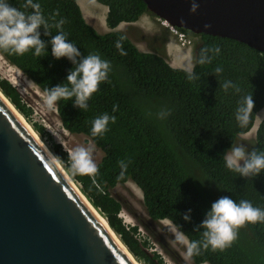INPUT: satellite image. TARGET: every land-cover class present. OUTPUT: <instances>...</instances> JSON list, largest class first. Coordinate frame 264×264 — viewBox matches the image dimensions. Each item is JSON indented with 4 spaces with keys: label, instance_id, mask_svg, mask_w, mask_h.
Listing matches in <instances>:
<instances>
[{
    "label": "trees",
    "instance_id": "obj_1",
    "mask_svg": "<svg viewBox=\"0 0 264 264\" xmlns=\"http://www.w3.org/2000/svg\"><path fill=\"white\" fill-rule=\"evenodd\" d=\"M77 1L33 0L40 5L48 24L47 29H39L46 45L45 55L35 56L34 49L23 55L0 49V54L44 93L67 84V75L74 67L66 57L56 59L51 54V38L60 31L82 57L97 54L110 62L107 80L92 94L86 109L74 107V98L57 101L56 108L66 130L85 135L101 150L94 179L72 173L71 178L80 183L81 192L103 213L131 254L142 264H164L160 254L143 249L147 241L140 244L135 238L137 228L128 227L118 217L121 203L112 196L111 189L128 180L141 190L150 218L169 220L189 243L203 239V229H196L212 203L222 197L237 203L247 200L264 210V171L253 178L241 177L227 169L223 160L224 153L239 135L251 129L256 113L264 107V52L231 38L184 30L194 38L193 71L199 77L190 81L187 70L171 66L158 53L139 50L124 32L115 30L120 23L135 22L148 12L142 0H95L107 7L105 22L111 30L106 33L98 32L85 20ZM25 2L9 0L12 6L31 13V8L23 7ZM61 20L64 23L57 28ZM117 41L125 55L116 47ZM206 48L211 62L197 63ZM215 48L220 49L219 53L211 51ZM217 67L222 68L219 74L215 72ZM225 81H231L239 92L234 88L225 91ZM0 90L29 120L28 109L16 88L0 78ZM249 94L253 95V112L248 124L240 127L236 110ZM143 96L166 108L168 114L160 118L161 124L155 122L157 115L140 104ZM104 113L115 116V123L109 121L108 131L93 136L92 123ZM33 128L41 133L37 125L33 124ZM253 140L252 150L264 151V119ZM251 146L252 141L248 151ZM48 148L61 163L71 164L58 144ZM121 161L126 168H121ZM189 209L190 220L185 221L182 216ZM191 263L264 264V223L240 227L237 239L223 251L201 246Z\"/></svg>",
    "mask_w": 264,
    "mask_h": 264
},
{
    "label": "water",
    "instance_id": "obj_2",
    "mask_svg": "<svg viewBox=\"0 0 264 264\" xmlns=\"http://www.w3.org/2000/svg\"><path fill=\"white\" fill-rule=\"evenodd\" d=\"M142 1L178 28L264 52V0ZM72 184L0 97V264H134Z\"/></svg>",
    "mask_w": 264,
    "mask_h": 264
},
{
    "label": "clouds",
    "instance_id": "obj_3",
    "mask_svg": "<svg viewBox=\"0 0 264 264\" xmlns=\"http://www.w3.org/2000/svg\"><path fill=\"white\" fill-rule=\"evenodd\" d=\"M84 4L87 5L88 3H83L82 5ZM23 7L25 9L31 8L33 11L31 13H26L25 11H21L17 7L12 6L9 3V0H0V49L8 51L10 54L17 55H23L30 49H34V55L41 57L45 55L46 45L40 38L41 34L39 29L42 26L47 29V21L44 19V16L40 11V5L38 3H34L33 0H26ZM195 7L196 5L193 6V10H195ZM149 15L153 16L155 21H153ZM144 17L147 18L146 21L144 20ZM97 21L99 22V20ZM151 21L159 24L163 28H166L168 32L173 34L176 38L175 43H177L179 47V49H177L179 51H183V53L185 52V54L191 58V51L195 47L194 38L187 34V32L184 31L185 29H181L170 24L164 18L158 17L149 10L148 12L142 14L137 21L132 23L122 22L120 25L135 24L139 25L141 28L151 30ZM63 23L64 21L61 20L56 27L60 28ZM208 27H210V25H205V28ZM172 28L175 31L172 30ZM179 33H183L185 35V42L179 38ZM45 35H49V33L45 31ZM120 39L123 40L124 37H121ZM50 44L51 54L54 58L60 59L62 57H66L72 62L74 67L67 75V84L64 83L62 85L52 87L51 89H47L45 100L47 107L53 108L57 101L61 99L70 100L74 98V107L86 109L88 107L87 102L92 94L98 90L101 82L107 80L108 73L111 71L110 62L102 60L97 54H89L82 57L80 50L73 43H70L67 40L66 34L63 31H60L57 35L52 36ZM190 45H192L191 49L189 48ZM116 47L121 50L122 55L126 54L123 52L122 45L119 41H117ZM137 48L139 49L138 46ZM180 48L182 50H180ZM208 51L209 49L207 48L201 51V55L197 63L204 64L211 62L210 57L207 55ZM211 51L219 53L220 49L215 48ZM158 54L162 55L164 58L166 57L165 60L168 64L175 67V65L172 64L174 62L173 52L168 50V46L166 48V52L164 50L161 51L159 48ZM215 72L217 74L221 73L222 68L217 67ZM187 78L190 81L199 79V77L195 75L193 67L191 66L187 69ZM222 87L225 91L229 88H234L237 92H239V88L231 81H225ZM253 108V95L249 94L243 98V103L236 110L235 118L240 127H245L248 124ZM113 111H116L115 106ZM167 114L168 113L166 112H161L159 116L160 118H163ZM115 119V116H109L107 113L97 117L92 123V135L98 136L108 131L107 126L109 121L115 123ZM257 128L258 124L251 127L247 133L253 130L254 138ZM247 133L241 135L244 136L245 139L252 141V137L245 136ZM69 159L71 161L70 170L73 176L87 175L93 177L94 179L99 171L97 164L93 160L92 147H76L70 153ZM223 160L227 169L238 173L241 177L253 178L264 171V151H248L244 144H232L231 148L224 153ZM120 166L121 168L127 167L123 161L120 162ZM133 184L135 183L133 182ZM190 212L191 210L189 209L188 212L183 214L182 218L185 221L190 220ZM257 222L264 223V210L253 207L250 201L241 200L237 203L227 196L218 199L212 203L211 209L206 212L205 218L196 229V231L203 229V239L201 241L188 242L185 259L190 261L193 255H198L201 246L204 249H208L210 246L213 251L217 249L223 251L237 239L238 229L240 227L244 226L246 223L255 224ZM137 235H140L139 232H137ZM177 239L183 241L187 238L183 232H180Z\"/></svg>",
    "mask_w": 264,
    "mask_h": 264
},
{
    "label": "rangeland",
    "instance_id": "obj_4",
    "mask_svg": "<svg viewBox=\"0 0 264 264\" xmlns=\"http://www.w3.org/2000/svg\"><path fill=\"white\" fill-rule=\"evenodd\" d=\"M77 3L81 8L85 20L98 32L106 33L110 31V28L105 22L107 12L106 6L99 4L94 0H78ZM83 3L88 4L82 5ZM149 17L155 21L153 16L149 15ZM96 19L99 20V22ZM153 21H151V30L141 28L139 25L135 24H119L120 26L118 25L119 27L117 26L115 30L124 32L141 51L158 53V49L160 48L161 51L164 50L166 52L170 38L174 41L176 38L173 34L168 32L166 28L161 27ZM192 45H190V49L192 48ZM194 50L195 47L191 51L190 58L185 52L183 53V51L173 49L174 62L172 64L175 65V67L183 68L185 70L190 66L193 67ZM0 78L8 80L9 83L16 88L21 97V102L24 103L28 109L29 120L25 117L24 118L33 130V124L41 128V135L38 131H34L47 147L58 144L68 159L70 153L76 147H92L94 162L97 164L100 161L102 157L101 150L85 135L71 133L66 130L58 116L56 105L53 108L47 107L45 103L46 93L41 91L35 83L28 79L18 68L10 64L1 54ZM140 104L145 110L152 112L153 115H157L155 122L161 124L159 114L161 112L167 113V110L162 103L143 96L140 100ZM263 111L264 107L256 114L253 126L256 124L259 125L264 119ZM253 135V130L245 135L252 137V146L249 151H252L254 148L255 140H253ZM250 142L251 141L245 139L244 136L239 135L235 139L234 144H244L248 149ZM69 162L71 163L70 159ZM59 163L71 177L70 166H65L70 164H63L60 161ZM74 182L79 188L81 187L79 182ZM111 194L121 203V210L118 213V217L122 219V222L128 227H131L132 225L137 227V232L140 234L139 237L142 239L140 244H142V241L144 240L147 241V245H144L143 247L147 253L160 254L164 264H192L191 260L188 261L185 259L188 246L187 239L183 241L177 239L180 232L170 221L165 219L153 220L150 218L143 203L142 192L135 184H133V182L127 181L125 183L116 184L111 189ZM97 210L105 219L106 217L103 213H101L98 208ZM115 234L120 239L119 234L116 232ZM134 258L136 257L134 256ZM177 260H179V262ZM136 261H138L139 264H142L137 258Z\"/></svg>",
    "mask_w": 264,
    "mask_h": 264
},
{
    "label": "bare ground",
    "instance_id": "obj_5",
    "mask_svg": "<svg viewBox=\"0 0 264 264\" xmlns=\"http://www.w3.org/2000/svg\"><path fill=\"white\" fill-rule=\"evenodd\" d=\"M0 97L3 99V101L8 105V107L15 113L17 118L20 120V122L26 127V129L29 131V133L34 137L36 142L42 147V149L49 155L50 158L54 160L57 167L60 169V171L64 174V176L67 178L69 182H73L72 186L76 190V192L79 194L80 198L84 201V203L90 208L91 212L97 217V219L100 221V223L110 232V234L115 238V240L121 245V247L124 249L125 253L129 256L131 261H133L134 264H139L138 261H136V258L131 254V252L128 250L127 247L124 246L122 241L118 238V236L115 234V232L110 231L111 227L108 222H106V218L100 214V212L91 205L89 200L83 195V193L80 191L79 187L76 185V183L69 177L66 170L63 168V166L59 163V161L56 159L54 154L48 149V147L42 142V140L38 137V135L35 133V131L32 129V127L27 123V120L24 118V116L14 107V105L8 100V98L0 91ZM77 186V187H76ZM78 190L81 192H78ZM83 195V196H82ZM112 230V229H111Z\"/></svg>",
    "mask_w": 264,
    "mask_h": 264
},
{
    "label": "crops",
    "instance_id": "obj_6",
    "mask_svg": "<svg viewBox=\"0 0 264 264\" xmlns=\"http://www.w3.org/2000/svg\"><path fill=\"white\" fill-rule=\"evenodd\" d=\"M144 20L146 21L147 18L144 17ZM177 48L179 49L177 43H175V41L170 38V40L168 41V50L172 51L173 49H177ZM180 50H182V49L180 48Z\"/></svg>",
    "mask_w": 264,
    "mask_h": 264
},
{
    "label": "built area",
    "instance_id": "obj_7",
    "mask_svg": "<svg viewBox=\"0 0 264 264\" xmlns=\"http://www.w3.org/2000/svg\"><path fill=\"white\" fill-rule=\"evenodd\" d=\"M172 30H174V29L172 28ZM174 31H175V30H174ZM178 35H179V38H180L183 42H185V35H184L183 33H179ZM135 238H137L139 241H141V238L139 237V235H135Z\"/></svg>",
    "mask_w": 264,
    "mask_h": 264
}]
</instances>
